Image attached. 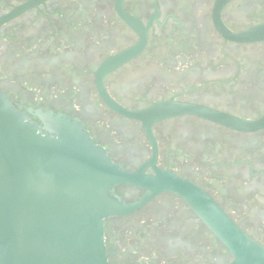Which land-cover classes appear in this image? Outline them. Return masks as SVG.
I'll use <instances>...</instances> for the list:
<instances>
[{
    "label": "flooded vegetation",
    "instance_id": "obj_1",
    "mask_svg": "<svg viewBox=\"0 0 264 264\" xmlns=\"http://www.w3.org/2000/svg\"><path fill=\"white\" fill-rule=\"evenodd\" d=\"M122 8L141 26L115 0H0V90L38 124L37 111L81 121L125 172L192 183L264 247V125L236 128L207 114L264 119V40L222 34L215 0H123ZM219 18L243 31L264 22V0H232ZM137 45L103 86L126 110L154 106V117L118 112L97 86L98 66ZM111 194L133 208L103 219L110 264L235 263L177 188L140 179Z\"/></svg>",
    "mask_w": 264,
    "mask_h": 264
},
{
    "label": "water",
    "instance_id": "obj_2",
    "mask_svg": "<svg viewBox=\"0 0 264 264\" xmlns=\"http://www.w3.org/2000/svg\"><path fill=\"white\" fill-rule=\"evenodd\" d=\"M122 1L115 0L120 15L131 26H141L123 10ZM230 1L215 0L214 19L222 34L240 42L264 40V22L240 32L224 26L219 11ZM140 48L106 58L97 68V86L105 102L118 112L154 117V106L143 112L126 110L103 86L106 74ZM37 112L42 124L17 109L0 90V264H110L103 244V219L133 208L111 190L120 182L140 179L149 186L177 188L234 253V264H264V247L203 190L178 178L160 183L125 172L95 143L81 121L63 113ZM207 114L236 128L264 125V119L253 122L224 113Z\"/></svg>",
    "mask_w": 264,
    "mask_h": 264
}]
</instances>
